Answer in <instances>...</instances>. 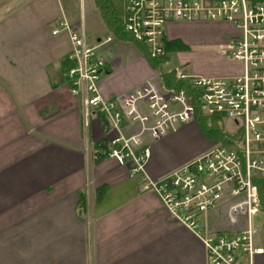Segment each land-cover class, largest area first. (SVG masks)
Here are the masks:
<instances>
[{
	"label": "crops",
	"instance_id": "0c3cea01",
	"mask_svg": "<svg viewBox=\"0 0 264 264\" xmlns=\"http://www.w3.org/2000/svg\"><path fill=\"white\" fill-rule=\"evenodd\" d=\"M69 1L7 0L0 8V203L29 198L44 207L55 204L51 208L59 224L49 221L50 234H30L33 247L22 255H30V264H205L201 242L155 195L142 191L141 179L130 178L126 165L108 157L116 131L96 115L83 126L82 108L63 78L69 41L51 35L61 15L67 19L63 3ZM87 2L101 28L87 39L95 46L112 32L94 0ZM237 34L222 22L170 23L166 63L173 56L179 66L186 65L191 46L226 50ZM100 52L109 74L101 82L107 97L153 76L142 49L127 37H117ZM165 64L160 66L164 73L173 68ZM240 73V63L224 57L216 73L201 77ZM142 140L150 149L145 171L153 181L214 145L193 122L157 140L147 135ZM57 203L68 214L59 215ZM221 216L220 210L212 212L211 225L227 230ZM253 230L254 248L260 251L253 264H264V220Z\"/></svg>",
	"mask_w": 264,
	"mask_h": 264
},
{
	"label": "built area",
	"instance_id": "2783aa9c",
	"mask_svg": "<svg viewBox=\"0 0 264 264\" xmlns=\"http://www.w3.org/2000/svg\"><path fill=\"white\" fill-rule=\"evenodd\" d=\"M192 22L234 26L238 34L230 40L228 58L240 63L238 76L188 75L175 66L167 71L183 86L176 90L163 85L161 69L150 66L153 76L138 86L104 95L101 82L109 74L100 48L127 37L148 63L164 59L166 26ZM120 26L95 46L87 43L82 22L73 25L61 15L51 30L69 41L71 66L63 78L82 108L83 126L96 115L116 131L108 157L126 165L130 178L141 179L142 191L155 195L201 242L205 264H253L260 251L254 248L252 218L260 209L257 183L264 182V0H124ZM197 113L228 120L235 131L189 163L150 180L145 171L150 149L143 136L157 140L192 123ZM219 210L227 230L211 225V213Z\"/></svg>",
	"mask_w": 264,
	"mask_h": 264
},
{
	"label": "rangeland",
	"instance_id": "374dc122",
	"mask_svg": "<svg viewBox=\"0 0 264 264\" xmlns=\"http://www.w3.org/2000/svg\"><path fill=\"white\" fill-rule=\"evenodd\" d=\"M113 1L115 5H117L118 9V12H115V14H120L121 8L124 5V1ZM6 2L7 0H0V8L2 7V5H5ZM63 10L66 13L65 15L69 23L71 22L73 25H75L82 22L86 40L89 37H94L95 35H93L92 33H98L101 29L99 27L97 12L93 10V8L92 10H90L87 0H72L69 2H64ZM232 27L234 28V26ZM111 32L117 33L114 31ZM106 37L107 36L101 38L100 41L104 40ZM228 45V49L226 50L224 48H209L208 46H191L189 53H187V55L190 54V57L188 56L187 58H185L186 65L181 66L183 68L182 71H184L188 75L192 73L194 75L196 74L200 76L212 75L216 73L220 66V59L225 57L226 60L235 62L232 61V59L228 58L229 52L231 50L230 42ZM168 60H170L168 64L166 63L168 66H179L176 61H174L173 56ZM193 123L197 125L199 131L204 135V137L208 138V134L204 132L199 122L194 120ZM218 123V126L223 134H231L235 131V127L228 120H222ZM211 138V141L214 143L225 142L224 136H221L219 137L220 139H217V137H214L212 135ZM3 194L6 195L5 193ZM20 199L25 200V197L22 196L20 197ZM29 201L30 199L27 198L25 201H23V203H0V264H30V255H22L26 253L29 254L30 247H33V240L30 234H42L43 232H47L49 234L52 233L49 229V226L52 224H48L49 221H53L55 223V226H59L58 222L55 221L56 213L51 208V205L55 204H50V206L44 207L41 205L42 203H39L38 205L36 203H30ZM54 209L57 210L59 215H61L62 213L68 214V212L65 213L66 209L59 210L60 208L58 203L56 204ZM30 217L39 219L40 223L33 222V220H30ZM263 220L264 216L262 215V212H259L252 218L254 224L253 228L258 230L263 223ZM37 230L38 232H34Z\"/></svg>",
	"mask_w": 264,
	"mask_h": 264
},
{
	"label": "trees",
	"instance_id": "16d2710c",
	"mask_svg": "<svg viewBox=\"0 0 264 264\" xmlns=\"http://www.w3.org/2000/svg\"><path fill=\"white\" fill-rule=\"evenodd\" d=\"M124 1V0H123ZM95 6L99 11L100 16L102 17V20L106 24V26L114 32H118L121 28L120 26V20L123 17L124 12V5L121 8L120 14H115V12H118L117 5L112 2V0H94ZM115 14V15H114ZM166 50V47H165ZM167 62V57L160 60L155 61H149L150 66L154 70H160V66L165 64ZM71 64L67 62V65L63 67V72L70 67ZM161 80L163 85H165L167 88H173L176 90H179L180 88H183L182 85H180L178 82H175L174 79V73L173 72H167L162 74L161 73ZM189 94V92H186ZM195 120L199 122L200 126L204 130L205 133L208 134V139L211 140L212 135L214 137H217V139H220L219 137L224 136L226 138L227 136L223 134L221 129L218 126L219 119L217 118H205L200 116L198 113L196 114ZM258 185V196L260 201V208L264 212V182L257 183Z\"/></svg>",
	"mask_w": 264,
	"mask_h": 264
},
{
	"label": "bare ground",
	"instance_id": "6f19581e",
	"mask_svg": "<svg viewBox=\"0 0 264 264\" xmlns=\"http://www.w3.org/2000/svg\"><path fill=\"white\" fill-rule=\"evenodd\" d=\"M260 211H261V209H259V212H260ZM259 212H258V213H259Z\"/></svg>",
	"mask_w": 264,
	"mask_h": 264
}]
</instances>
